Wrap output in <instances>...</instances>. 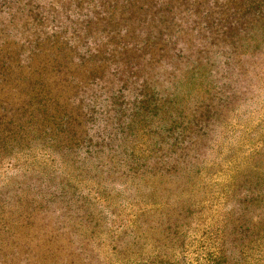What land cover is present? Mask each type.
<instances>
[{"label": "trees", "instance_id": "1", "mask_svg": "<svg viewBox=\"0 0 264 264\" xmlns=\"http://www.w3.org/2000/svg\"><path fill=\"white\" fill-rule=\"evenodd\" d=\"M0 207L112 264L211 208L198 264H264V0H0Z\"/></svg>", "mask_w": 264, "mask_h": 264}, {"label": "rangeland", "instance_id": "2", "mask_svg": "<svg viewBox=\"0 0 264 264\" xmlns=\"http://www.w3.org/2000/svg\"><path fill=\"white\" fill-rule=\"evenodd\" d=\"M7 173L8 172L5 174ZM1 178H3L4 183H9V180L11 179L10 177L7 178L6 175L1 176ZM209 210H211V208H207L205 210V220L198 223L199 231L191 234L195 237L191 240L192 245L189 247V249L187 251L181 249L178 250L180 264H198V262L203 261L204 257H206V254L202 252V247L205 245V243L202 242L201 239H203L206 235L203 234L204 231L202 232V230L206 226L210 227L213 220L208 212ZM0 211H2V207H0ZM196 215L197 214L195 213V216ZM19 226L22 228V230H27L28 233L25 235L20 233V236L11 238L13 241L3 238L2 243H0V263L112 264L113 258L111 257V259H109L104 251H99L95 248V250L92 251H79L76 245L77 240H80L78 237H76L75 242H68L62 237L47 236V234H43L44 228L40 227L37 223H34L33 225L28 223L19 224ZM13 227L17 228V224L12 225V228ZM81 237H84V235L81 234ZM102 245L103 244H99V246ZM14 250L16 251L13 253V255L9 256V254H11ZM10 259L12 260L11 262L8 261Z\"/></svg>", "mask_w": 264, "mask_h": 264}]
</instances>
